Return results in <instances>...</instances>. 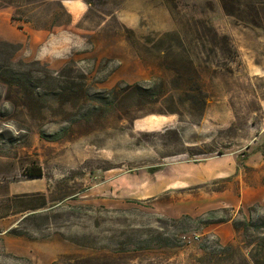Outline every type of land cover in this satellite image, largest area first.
Wrapping results in <instances>:
<instances>
[{
	"label": "rangeland",
	"instance_id": "1",
	"mask_svg": "<svg viewBox=\"0 0 264 264\" xmlns=\"http://www.w3.org/2000/svg\"><path fill=\"white\" fill-rule=\"evenodd\" d=\"M82 1L72 21L60 0H0V32L27 34L14 62L65 68L83 98L0 89V264H264V0ZM222 157L242 178L223 206L162 191L171 165Z\"/></svg>",
	"mask_w": 264,
	"mask_h": 264
},
{
	"label": "crops",
	"instance_id": "2",
	"mask_svg": "<svg viewBox=\"0 0 264 264\" xmlns=\"http://www.w3.org/2000/svg\"><path fill=\"white\" fill-rule=\"evenodd\" d=\"M62 6L66 10V12L71 17L72 21H77L81 17L85 15L87 12V5L82 0H60ZM0 14V19L1 18ZM10 25H14L10 21ZM25 29L17 28L11 31L10 35H4L0 32V39L7 41L13 44H22L27 41V34H21ZM30 33V32H29ZM38 38L45 36L41 32H37L33 34ZM4 36H9L4 37ZM18 37V40L10 39L11 37ZM262 132H258L257 134H261ZM220 161V160H219ZM215 159L209 160L206 163L200 164H184V163H175L172 166V174L170 181H164L162 187V191L171 190L173 192L184 191L189 188H200L205 187L209 190V192L204 195H198L194 200L201 201L204 203H212V205H218L216 207L223 206V182H226L229 178H233L235 176V184H236V193H238V188H242V184L240 183V170L237 167L236 158L231 157L226 160V167H223V157L222 162H219ZM167 165L161 171L166 170ZM169 171V170H168ZM177 173V175L175 174ZM240 183V184H239ZM139 201V200H138ZM238 204V203H237Z\"/></svg>",
	"mask_w": 264,
	"mask_h": 264
},
{
	"label": "trees",
	"instance_id": "3",
	"mask_svg": "<svg viewBox=\"0 0 264 264\" xmlns=\"http://www.w3.org/2000/svg\"><path fill=\"white\" fill-rule=\"evenodd\" d=\"M0 89H6L7 91H12L14 95H12L9 100L13 99L16 101L23 102L25 107H28L29 103L33 100L37 101L39 97L45 96L44 93L37 92L38 89L46 90L49 84L54 83L57 87L52 92H49V97L52 101L61 103L63 99H69L74 101L77 98H80V101L83 100L81 96H77L73 93L74 87H62L63 81L60 79V74L65 72V68L59 72L55 73L57 77L49 76V71L47 68L43 67L39 62L33 61L31 63H16L14 62V54L16 48L11 43H0ZM19 66L23 68H38L41 69L42 76H38L35 73H31L29 71H23ZM53 75V74H52ZM82 87V85H81ZM136 89L141 92V96L153 98L156 96L155 92L151 88H141L135 86ZM92 100V98H86V101ZM106 101V100H105ZM111 104L106 101L105 105ZM34 177H40L41 174H32ZM186 219H189L186 217Z\"/></svg>",
	"mask_w": 264,
	"mask_h": 264
},
{
	"label": "built area",
	"instance_id": "4",
	"mask_svg": "<svg viewBox=\"0 0 264 264\" xmlns=\"http://www.w3.org/2000/svg\"><path fill=\"white\" fill-rule=\"evenodd\" d=\"M199 238V235H193L191 238H187L185 236L182 237V241L190 243L191 241H197Z\"/></svg>",
	"mask_w": 264,
	"mask_h": 264
}]
</instances>
